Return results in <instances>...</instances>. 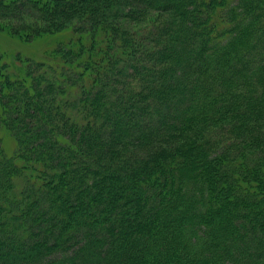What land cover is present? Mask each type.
I'll list each match as a JSON object with an SVG mask.
<instances>
[{"label": "trees", "instance_id": "obj_1", "mask_svg": "<svg viewBox=\"0 0 264 264\" xmlns=\"http://www.w3.org/2000/svg\"><path fill=\"white\" fill-rule=\"evenodd\" d=\"M50 2H6L72 34L0 57V264H264V0Z\"/></svg>", "mask_w": 264, "mask_h": 264}, {"label": "rangeland", "instance_id": "obj_2", "mask_svg": "<svg viewBox=\"0 0 264 264\" xmlns=\"http://www.w3.org/2000/svg\"><path fill=\"white\" fill-rule=\"evenodd\" d=\"M7 1L8 3L11 1L15 4H17L19 1H41V5H44L45 3L52 4L54 2H50L51 0H0V57L3 56L4 63L9 66V70L12 71L14 76H23L24 71L22 69H24V66L26 67L28 65L26 60H42L44 57H46L43 53L52 42L56 41L58 38L61 37L65 39L71 38L72 33H70V30H67L59 36L53 35L46 37H38L35 38L33 41H27L25 39L19 38L18 34L25 33L27 28L30 29V31L27 30V33H31L32 31L36 30V28L39 30H45L44 26H46V23L41 22V20H37L36 18H31L26 15L23 16L21 13L18 12L17 13L19 15L7 18L8 16H5V13L7 11H10V7H6V5H8V3H6ZM100 1L113 2L124 0ZM114 6L115 8L119 7L118 5ZM119 8L123 10V7ZM164 19L165 17L163 14H160L155 11L153 12L151 10H145L143 13H140L137 16L132 17L131 19L120 20V23L123 28L129 30V33L134 35L138 32H141V34H143L144 32L151 30L152 27H154L155 25H159L161 22L164 21ZM45 61L48 63L47 59H45ZM49 63L50 66L58 70V67H55L56 63L59 66L58 61L52 59ZM6 68L2 69V71H6ZM59 73L60 71H58L55 75L58 76ZM1 137L4 141V149L6 151V154L10 156L15 151V143L5 132L1 133Z\"/></svg>", "mask_w": 264, "mask_h": 264}]
</instances>
